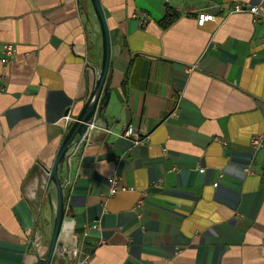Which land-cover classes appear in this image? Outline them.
<instances>
[{
  "label": "crops",
  "instance_id": "0c3cea01",
  "mask_svg": "<svg viewBox=\"0 0 264 264\" xmlns=\"http://www.w3.org/2000/svg\"><path fill=\"white\" fill-rule=\"evenodd\" d=\"M100 4L111 95L102 128L60 167L70 185L50 264H72L64 246L91 264H264V148L250 143L264 134V27L225 11L264 0ZM201 12L216 18L200 27ZM6 43L17 54L4 66ZM102 53L90 0H0V264H40L49 251L57 193L46 169ZM113 174L132 191L110 197Z\"/></svg>",
  "mask_w": 264,
  "mask_h": 264
},
{
  "label": "water",
  "instance_id": "95a60500",
  "mask_svg": "<svg viewBox=\"0 0 264 264\" xmlns=\"http://www.w3.org/2000/svg\"><path fill=\"white\" fill-rule=\"evenodd\" d=\"M93 5L96 19H98L100 30L102 33V66L100 68L99 77L94 85L93 92L87 101L86 107L81 112L80 116L73 123V126L66 134V138L60 146V151L54 160V165L50 169H46L49 174L50 181L53 183L55 192L57 193L56 210L54 214V227L52 230V238L49 244L48 253L44 259L39 261L40 264H50L54 255L55 248L60 238V233L64 224L65 215V203H64V184L62 179L59 178V170L64 165L65 160L70 158L74 154L75 147L78 146L86 136L88 124L96 119L102 120L101 116L103 110L108 105L110 100V90L108 82V73L111 65V47H110V33H108L107 20L104 16L102 4L100 0H90ZM70 111H67L65 115H68Z\"/></svg>",
  "mask_w": 264,
  "mask_h": 264
},
{
  "label": "built area",
  "instance_id": "2783aa9c",
  "mask_svg": "<svg viewBox=\"0 0 264 264\" xmlns=\"http://www.w3.org/2000/svg\"><path fill=\"white\" fill-rule=\"evenodd\" d=\"M225 11H226V14H229V15H237V14H242V13L250 14L252 17L253 24L255 25L260 24L264 27V8L260 4L256 6H246L244 4L242 5L233 4L225 8ZM215 18H216L215 15L201 12L199 13V16H198V26L203 27L206 23L213 22ZM262 42L264 43V36L262 38ZM2 51H3V56L1 58V63L2 65L7 66L14 61V58L16 57V54H17V50H15L14 44L6 43L2 47ZM62 120L65 122V133L66 134L69 131L68 127L73 125V123L77 121L76 119L72 118L70 114L65 115L62 118ZM100 123H101V120L96 119V116H95L93 118V121L88 124L86 136L83 139V141H85L86 139L87 140L89 139L91 132L94 129H97L100 127L102 128V126H100ZM123 137L127 139H131V137H135L136 140L134 141V144H137L140 140L139 135L132 132V130H130L129 128L124 131ZM250 143H251V148L255 154L260 152L264 148V134H260L259 136H254L253 138H251ZM78 146L75 147V150H77ZM200 172H203V171L201 170ZM108 184H109L108 191H109L110 197L116 196L117 194H119V192L132 191L126 187H123L120 183L119 177L114 174L109 178ZM68 185H70V181L65 183L64 187ZM214 186L217 187V185H214ZM31 245L33 248L35 245L37 246V244H35V241ZM80 254H81V249H79L78 246H75L72 248L64 246L61 252V257L68 260L72 264H91L88 261V259H81Z\"/></svg>",
  "mask_w": 264,
  "mask_h": 264
}]
</instances>
